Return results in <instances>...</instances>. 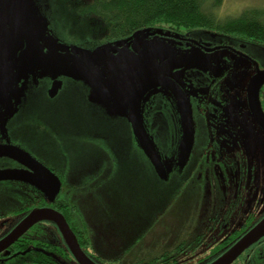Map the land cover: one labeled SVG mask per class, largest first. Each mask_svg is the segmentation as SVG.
I'll return each instance as SVG.
<instances>
[{
	"label": "flooded vegetation",
	"instance_id": "obj_1",
	"mask_svg": "<svg viewBox=\"0 0 264 264\" xmlns=\"http://www.w3.org/2000/svg\"><path fill=\"white\" fill-rule=\"evenodd\" d=\"M12 4L15 15L10 18L8 0H0V40L11 49L9 62L0 71V146L26 152L60 184L63 174L55 167H112L111 159L103 156L135 151L134 160L149 165L156 177L166 175L170 189L175 179H181L172 196L177 200L183 194L188 201L192 208L188 222H196L194 215L200 210L202 231L181 247L192 243L189 253L199 259L221 250L220 245L223 249L234 244V236L264 219V83L258 79L264 72L263 43L215 28L166 25L98 46L81 45L56 31L50 10L46 14L40 10L48 22L44 38L48 45L40 52H26L32 40L20 33L19 27L25 26L22 0ZM218 15L232 18L219 11ZM74 47L84 52L75 53ZM97 49L104 50L99 57L91 56ZM157 76L164 84L148 90L139 103L141 125L156 160L145 151L129 119V96L136 86ZM117 164L114 167H121ZM27 167L0 156V170L30 171ZM26 189L40 193L24 181H0V207H19L12 216L0 215V240L33 210L27 213L22 200L13 196ZM58 195L53 200L57 204L64 199L57 200ZM251 198L256 205L247 213L250 218L209 245L208 253L197 254L205 249L208 234L227 232L220 223L240 214ZM67 222L72 228L71 217Z\"/></svg>",
	"mask_w": 264,
	"mask_h": 264
},
{
	"label": "rangeland",
	"instance_id": "obj_2",
	"mask_svg": "<svg viewBox=\"0 0 264 264\" xmlns=\"http://www.w3.org/2000/svg\"><path fill=\"white\" fill-rule=\"evenodd\" d=\"M56 1L40 0L35 1V5L44 14L50 10L51 22L56 31L68 34L74 27H67ZM254 7L264 8V0H223L218 11L232 17ZM1 92L0 88V94ZM119 153L120 156H103L111 159L108 163L112 167H83L81 164L79 167L54 168L60 176L63 174V192L58 195L57 200L69 197L76 206L71 219L75 227L85 230L89 241L86 247L88 252L106 263L131 264L140 261L139 257L146 258L157 251L172 249L178 243V238L186 241L202 231L203 227L198 223L200 210L194 215L196 222H188L192 212L188 201L186 202L183 194L177 200L173 197L175 189L181 186V179H175L174 188L170 189L166 175L156 177L149 165L134 160L137 157L135 151L119 150ZM117 163L121 167H114L119 165ZM90 176L93 178L89 179ZM16 205L17 207H10L8 210L0 207V215L3 213L1 216H12V211L19 208ZM255 205L252 198L251 201L244 202L240 214H232L233 216L220 223L228 228L227 232L208 234L205 249H198L197 254L208 253L206 249L209 245L213 246L229 233V229L240 226L250 218L247 213H251ZM1 221L3 220L0 223ZM192 254L181 258V262L198 264L197 260L201 256Z\"/></svg>",
	"mask_w": 264,
	"mask_h": 264
},
{
	"label": "trees",
	"instance_id": "obj_3",
	"mask_svg": "<svg viewBox=\"0 0 264 264\" xmlns=\"http://www.w3.org/2000/svg\"><path fill=\"white\" fill-rule=\"evenodd\" d=\"M56 2H58L56 3L58 11L63 12L67 27L72 25L74 27L68 35L73 37L74 43L81 45L88 42L91 46H98L111 40L128 37L144 28L166 25L215 28L221 32L246 35L264 44V8L245 10L241 16L235 18H222L218 15V8L223 0H57ZM60 191H62V179ZM13 196L22 200L26 205L27 213L31 209L51 207L62 212L66 220H69V217L76 212V206L69 198H64L57 204L55 201H50L42 191L35 195L32 189H26L23 195L14 193ZM72 225V230L87 255L98 264H111L88 252L86 247L89 241L85 230L75 227V223ZM241 236H234L235 241ZM137 240L138 243L139 239ZM185 243L187 242L181 240L172 249L157 251L153 256L146 258L139 257L140 261L131 264H183L180 259L189 255L194 249L192 243L181 249ZM230 246L222 249L220 245L221 250L217 249L207 256L204 255L199 259V264H209ZM9 251L10 255L0 256V264H75L57 227L50 222L34 226L14 243ZM233 264H264V240L242 253Z\"/></svg>",
	"mask_w": 264,
	"mask_h": 264
},
{
	"label": "water",
	"instance_id": "obj_4",
	"mask_svg": "<svg viewBox=\"0 0 264 264\" xmlns=\"http://www.w3.org/2000/svg\"><path fill=\"white\" fill-rule=\"evenodd\" d=\"M22 4L24 10L22 19L25 20V26L19 27L20 33L23 34L22 36H25L27 39L32 40L27 42L28 46L26 48V52L31 51L32 49H36L40 52L43 50V46L48 45L44 42L46 31H48V22L43 15H40L41 11L39 7L35 5V0H22ZM7 10L9 12L10 18H13L15 15V7L12 4V0H8ZM1 16L2 13H0V17ZM29 36H32V38H29ZM38 38H40L44 44H41L39 42L40 39L38 40ZM103 50L97 49L91 54V56L97 55V57H99L98 55H100V52L102 53ZM73 52L82 53L84 50L74 47ZM10 54L11 49L9 45L0 40V71L5 68L9 62ZM171 63L172 61H169L167 66ZM258 79L261 80L260 84L264 83V72H261V74L258 76ZM161 84H164L163 77L157 76L147 79L145 82L136 86L129 96V119L134 126V130H136L141 141L143 142L145 151L153 154L156 160L157 155L155 154L150 141L147 140L145 131L141 125L139 103L148 90ZM135 105L137 108L136 111L134 108ZM0 156L13 157L29 166L27 168L30 169V171L0 170V181L20 180L27 182L42 191L50 201H53L59 194L61 189L59 179L48 168L43 167L26 152L11 146H0ZM42 222H50L57 227L68 250L77 264H98L83 250L76 237V234L70 227L65 216L61 212L51 207H39L31 210L9 234L0 240V254L5 252L6 255H10L9 248L21 237H23L33 226ZM263 238L264 219L254 226L252 230L243 234L242 237L232 244L228 250H226L220 255V257L209 264H233L237 258L242 255V253L250 249L253 244Z\"/></svg>",
	"mask_w": 264,
	"mask_h": 264
}]
</instances>
